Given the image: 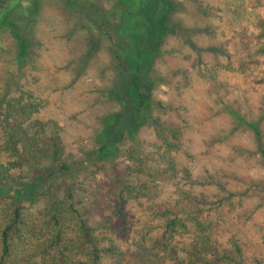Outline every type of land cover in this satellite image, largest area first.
Returning a JSON list of instances; mask_svg holds the SVG:
<instances>
[{
	"label": "rangeland",
	"instance_id": "1",
	"mask_svg": "<svg viewBox=\"0 0 264 264\" xmlns=\"http://www.w3.org/2000/svg\"><path fill=\"white\" fill-rule=\"evenodd\" d=\"M174 1L180 4L172 15L175 31L165 38L153 67L161 80L153 97L170 106L163 119L180 127L185 149L171 154L174 176L131 174V147L147 165L167 169L160 159V143L147 126L134 142H122L112 159L83 163L97 145L104 118L121 107L108 96L117 82L109 44L100 41L90 50L89 31L63 0H42L40 18L31 29L33 68L25 65L19 72L10 65L16 54L14 39L0 32V87L6 76L18 77L20 92L42 103L33 119L57 123L64 156L78 166L71 180L51 183L32 165L11 170L16 183L35 193L20 200L22 220L9 242L13 256L36 253L28 264H85L93 248L114 246L113 255H100L102 264H125L145 254L153 260L155 253L156 264H176L175 254L165 255L156 242L165 232L166 209L179 200L181 208L197 211L192 214L202 230L207 228L217 252L230 254L231 260L216 264H235L232 259L237 257L243 264H264V159L255 132L238 125L229 113L258 124L264 149V0ZM8 160L0 151V163ZM118 178L136 187L123 209V221L113 215L116 198L111 187ZM68 190L74 209L90 211L86 226L93 246L72 250V256L64 253L70 256L64 259L59 255L62 244L51 249L38 245L56 229L53 222L45 224V216L52 204L63 202ZM12 201L11 194L0 195V223L14 207ZM193 234H182L177 227L171 246L177 245L178 258H184L180 248L192 242Z\"/></svg>",
	"mask_w": 264,
	"mask_h": 264
},
{
	"label": "trees",
	"instance_id": "2",
	"mask_svg": "<svg viewBox=\"0 0 264 264\" xmlns=\"http://www.w3.org/2000/svg\"><path fill=\"white\" fill-rule=\"evenodd\" d=\"M63 2L66 9L74 11L80 24L89 31L90 50L97 48L100 41L109 44L117 82L108 96L121 107L119 112L104 118L97 145L87 152L83 163L89 165L112 159L122 142H134L138 131L147 126L153 130L156 143H160V159L165 162L167 169L162 171L147 165L146 160L136 157L139 152L131 147L127 152L128 160L134 163L131 174L134 176L145 172L150 176L168 173L174 176L171 154L185 152V149L181 144L180 127L163 119L170 111V106L153 97L154 89L161 83L153 67L160 56L165 38L174 34L172 15L180 4L174 0ZM41 9L42 0H0V32L7 31L14 39L16 54L10 65H15L19 72L25 65L33 68L31 53L34 36L31 29L40 18ZM17 81L18 77L10 80V77L6 76L0 87V151L7 153L9 158L6 163H0V195L11 194L14 200V207L0 223V264H28L33 257H37L36 253L20 258L11 253V232L22 220L20 200L35 197V193L26 192V185L15 182L10 175L11 170L22 167L24 163L32 165L46 183H51L71 180V175L78 169L71 158L64 156L60 127L53 121L42 123L33 119L42 108V103L31 94L21 93ZM229 113L238 125H245L255 132L258 150L264 159L258 124L245 123L237 113ZM152 164L155 165L156 162ZM184 175L187 184L192 185L194 182L189 173L184 171ZM135 190V186L125 184L121 179L117 185H112L111 196L116 198L113 215L119 221L124 220L123 209L129 194ZM99 196L101 197L100 193ZM71 201V191L68 190L63 202L51 205L44 221L46 225L53 222L56 229L50 233L49 238L38 245V248L51 249L62 244L64 251L59 255L64 259H70L72 250L79 251L85 245L93 246L91 229L86 226L87 214L90 211L87 209L85 213V208L74 209ZM178 204L179 200L166 209L169 217L165 221L163 238L156 242L157 247L165 255L175 254L176 264H216L220 260H231L227 251L218 253L211 245L207 228L202 230V226L196 221V214H192L197 211H187L186 207L181 208ZM84 213L85 217H82ZM75 218L78 219L76 225L72 228L66 227ZM177 227L181 229L182 234L192 231L194 233L192 242L180 248L184 258H178V250L175 249L177 245L171 246ZM114 250V246L105 249L93 248L91 258L85 264H102L101 259L113 255ZM64 253H69L70 256L62 255ZM235 253L240 254L238 247L235 248ZM151 256L153 260L147 254L136 255L125 264H156L157 253ZM232 261L235 264H243L238 257Z\"/></svg>",
	"mask_w": 264,
	"mask_h": 264
}]
</instances>
